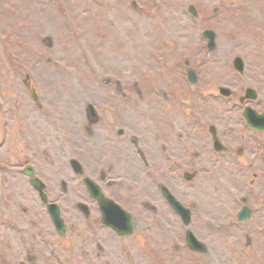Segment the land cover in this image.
Returning a JSON list of instances; mask_svg holds the SVG:
<instances>
[{
	"label": "rangeland",
	"instance_id": "rangeland-1",
	"mask_svg": "<svg viewBox=\"0 0 264 264\" xmlns=\"http://www.w3.org/2000/svg\"><path fill=\"white\" fill-rule=\"evenodd\" d=\"M30 1L0 0V159L7 158L18 163V161H24L25 158L32 156L38 164L47 168L46 173L51 174L54 166L55 168L59 167L62 172H66L64 180L55 182L60 187L59 193L52 194L53 198L60 199L66 207L69 206L70 199L74 195L79 196L78 194L85 191L82 185H74L76 179L68 176L72 169L68 162H65L66 158L72 155L86 166H101L106 160L104 159L106 153L108 151L116 153L117 147L119 148V144L115 143L107 128L104 130V134L98 132L100 123L93 126L90 132L95 137L88 136L84 128L85 102L92 100L101 104L105 100V94L101 93L104 88L99 83V80L103 78L102 73L109 72L111 69L118 73L125 70L129 74L130 69L133 70L134 76L143 79L138 89L140 93L144 94L146 101H151V98L154 97V88L167 91L171 94L170 111L167 112V118L171 120L173 127L178 126L183 129L184 141L187 143H209L208 136L206 141L201 139V136L207 132L206 123L204 134L199 132L200 138L194 137L199 126L202 128V119L214 118L221 128L225 129L234 124V113H229L223 104L209 100L207 92L215 90L223 82L229 84L233 80V76L238 77V82L241 79L243 82L244 79L235 73L231 65V58L234 54L245 53L255 64L261 63L264 57V39H259V37L254 39L257 33H261L258 28H264V0H224L225 3L221 0H194L196 7L201 10L202 16L203 11L211 10L205 14L207 17H205L204 26L213 28L218 33L216 51L209 57L199 52L204 43L197 40L199 33L195 28L197 20L187 19L182 11L187 0H157V5H154L153 2H144L146 0H118L116 2L115 0H105L106 3L108 2V8H92L99 9L98 17L93 21L82 19L78 12V2H81L83 7L84 3H88V0H65L68 2L67 7L72 17L81 25L75 33L79 35H70L65 30L53 2L43 0V4L36 5V9L35 4L32 5ZM32 6L34 9H31ZM107 17H115L118 23L121 22L119 29L111 28L107 23ZM96 24L105 26L102 29L103 32L108 34L112 32L109 39L116 43L115 46L118 47L120 53L111 52L110 45L102 47L99 44L94 32ZM6 29L12 31L13 34L12 38L10 37L11 40L3 42V38H6ZM83 29L86 30V33L81 32ZM165 40L171 42L167 44L166 49L162 42ZM11 44L14 47L13 51H9ZM257 45H260L261 50L255 48ZM86 49H92L98 56L99 59L95 60L94 64L82 60L85 58L80 54H83ZM182 50L186 55H189L188 57H192L193 63L202 66L199 69L202 74L200 86L193 90V94L189 90L188 93L183 82L180 81L177 73L179 70H172L170 67L172 57H178L179 62H182L183 57L186 56ZM164 51L168 53L166 60L168 68L167 71H160V58L162 55H167ZM101 52L105 54L104 57ZM13 53L15 56H12ZM153 59L157 64L153 62ZM149 62L152 66H149ZM90 65L102 66L94 67L95 71H93L89 67ZM148 68L150 69L145 72ZM27 72L32 75V80L29 81L30 86L36 88V91L41 94V101L45 103L42 104L43 108L41 109L34 106L29 94L27 96L26 86L23 83ZM250 75H254V78H249L247 82H258L255 79V76H259L258 74L250 73ZM124 85L130 96L124 106L118 105L117 107L119 118L122 121L126 120L120 111L125 109V115L129 116L125 118H135L141 125L142 119L148 120L149 118V108L153 115L156 114L157 123L161 128L167 125V121L163 120L164 116L160 112V106H164L161 96H156V101L160 102V105L156 110H153L150 105L139 104L135 100L136 94H139L137 89L134 91L126 81H124ZM149 85L150 89H148ZM174 89L176 93H173ZM177 90L182 93L184 99H189V105L175 96ZM132 96L136 98L131 100ZM199 96L203 99H197ZM181 113L185 115L184 119H180ZM112 117V115L108 118L103 117V123L104 121L109 122L110 119L113 121ZM48 127L52 128L48 129ZM142 127L136 128L142 129ZM165 128L164 132L170 129L166 126ZM193 137L194 139H192ZM225 138L234 140L229 136V132H226ZM90 143H93V149L89 151ZM95 143H99L97 149L94 148ZM77 145H80L78 149L73 148ZM190 149L194 150V146L192 145ZM55 155L59 157L57 161L53 158ZM205 157L203 165L207 164L208 151H205ZM128 159L121 157L120 164L116 163V167L121 166L123 162L127 163ZM129 161L131 160L129 159ZM134 165L137 169L138 165ZM211 169H213V164ZM137 171H135L136 174L133 171L126 173L124 180L118 186H114L116 189L113 193L117 198L126 202L128 206L135 205L139 208L137 210L140 222L133 235L121 240L122 250L119 249L118 244H113L116 258L120 263L125 264L120 257L127 248H130L138 250L136 255L140 264H152L151 260L156 259L157 255L153 250L157 249L162 251L160 255L164 259H161L162 261L154 260V262L177 264L172 262L169 252L172 249L175 250L177 242H184L182 235L179 234L181 228H177L179 223L174 221V225H171V222L166 221L167 223L162 224L157 220L155 225L147 227L150 218L157 217V214L160 213H157L159 209H156V213H154L155 210L147 208L144 199L145 196H153L155 179L148 173ZM58 173L53 175L56 180L62 178L58 176ZM228 174H226L227 177L234 184L232 176L230 174L228 176ZM6 175L8 176V174ZM214 175L218 176L219 182L221 180V189L216 188L217 193L212 190V187H206V183L211 184L209 181L215 180ZM214 175L202 171L193 183L182 181V185L176 184V187L180 191L182 186L188 199L195 201L196 212H198L196 216L203 214L208 217L214 212L216 216L225 219V213L221 208L220 211L217 209L216 203L222 202L225 195H229L225 194L224 184L222 185L226 180H223L224 176L221 174L215 173ZM248 176L252 177L250 173ZM11 179H15L13 181L16 184L14 188L17 189L16 198L20 197L19 193H22L23 198L33 199L23 177L13 176ZM218 181L214 182L218 185ZM252 181L250 192L255 194L264 178L261 180V176L257 175ZM66 190L68 191L65 195ZM30 203L33 204L31 201ZM224 206L226 207L225 204ZM38 207L31 209V214L34 215L30 217L26 215L27 211H23L22 214L18 213L20 218L17 219L16 225L22 226L23 231L15 230L14 233H9L4 230L5 233L2 234L3 231L0 230V234H2L0 236V264H16L20 259L29 261L30 258H33V262L36 264H46L51 259H55L57 254L66 261V264H90L89 256L98 252L95 242L98 240L108 241L104 230L99 227H88L89 222H86L87 227H79L84 223L85 216L78 209L70 212L71 219H75V227L70 228L64 238L57 237L51 230V222L45 208L40 207L39 209ZM21 208L25 210L22 206ZM18 209V207L6 209L4 214L12 218L14 213H17L14 211ZM9 218L7 220L11 227ZM29 219L31 221L30 228L27 227ZM33 221L36 223L34 224ZM1 225L6 224L0 223V228H2ZM199 235L202 238L206 237L204 230ZM53 237L56 238L54 243H52ZM237 239L238 236L235 233L232 238L226 235L212 236L208 244L210 255L200 256L199 259L196 254L186 251V258L183 256L182 262L179 264H197V262L199 264H264V257L260 258V255L263 256L264 247L257 245L260 249L263 248V253L248 251L249 259L243 260L242 248L245 245H242ZM53 244H57L59 247L55 252L52 249ZM71 245H75V248H69ZM74 252L77 253L72 254ZM66 256H70L71 260L66 259ZM86 256L87 258L84 260L83 258ZM94 264L96 263L94 262Z\"/></svg>",
	"mask_w": 264,
	"mask_h": 264
}]
</instances>
